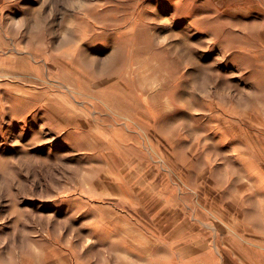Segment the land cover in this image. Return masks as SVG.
<instances>
[{
    "label": "rangeland",
    "instance_id": "1",
    "mask_svg": "<svg viewBox=\"0 0 264 264\" xmlns=\"http://www.w3.org/2000/svg\"><path fill=\"white\" fill-rule=\"evenodd\" d=\"M0 264H264V0H0Z\"/></svg>",
    "mask_w": 264,
    "mask_h": 264
}]
</instances>
